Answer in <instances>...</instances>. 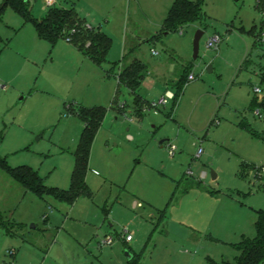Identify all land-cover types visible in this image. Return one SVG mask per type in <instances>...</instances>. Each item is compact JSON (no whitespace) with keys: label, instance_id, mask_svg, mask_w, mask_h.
<instances>
[{"label":"rangeland","instance_id":"374dc122","mask_svg":"<svg viewBox=\"0 0 264 264\" xmlns=\"http://www.w3.org/2000/svg\"><path fill=\"white\" fill-rule=\"evenodd\" d=\"M189 1L200 4L201 21L167 30L174 0H56L110 37L99 66L67 39L35 44L32 24L0 0V157L7 165L30 167L46 187L69 188L83 128L75 110H107L85 178L91 197L72 205L40 198L0 170V264L233 263V245L255 237L256 211L264 210V113L252 104L264 94V44L253 37L262 27L257 0ZM23 3L38 20L49 9L44 0ZM215 35L218 49H207ZM133 59L147 68L137 90L142 107L117 86L122 64ZM189 74L195 80L179 84ZM167 91L175 99L145 108ZM123 227L136 231L131 243L122 240ZM105 237L113 244L102 245Z\"/></svg>","mask_w":264,"mask_h":264},{"label":"trees","instance_id":"16d2710c","mask_svg":"<svg viewBox=\"0 0 264 264\" xmlns=\"http://www.w3.org/2000/svg\"><path fill=\"white\" fill-rule=\"evenodd\" d=\"M8 4L12 6L24 22L32 24L39 39L48 42L52 46L59 39H67L79 52L95 64L101 66L106 62L111 46L110 37L99 29L87 27L77 15L73 6L63 8L53 5L49 7L45 17L38 20L31 16L30 10L23 3V0H4V6ZM256 10L262 18L260 31L258 34L253 35L255 43L259 46L261 42L264 44L262 41L264 33V0H257ZM202 18L203 15L199 3L189 0H174L164 20V26L167 30H176L177 28L199 22ZM72 31L73 33H71ZM146 74V66L135 59L117 74V85L125 87L130 93L135 95ZM186 78H182L179 84H186ZM260 81L264 86V72L260 75ZM252 104L255 106L257 114L264 113V94L260 98H255ZM134 105L145 106L137 97L134 99ZM75 111L77 118L83 124V129L76 149L73 152L74 165L68 189L46 187L43 179L33 169L28 166L11 168L7 165L5 159L1 157L0 170L5 172L10 179L19 183L26 191L40 198L48 196L58 202L72 205L81 197H91L92 193L86 185L85 178L88 171L91 147L97 130L106 115V108L101 106L91 108L79 106ZM136 113L138 114V110ZM254 229V238L243 239L233 245L238 252L233 263L216 262L208 259L207 264L264 263V210L256 211Z\"/></svg>","mask_w":264,"mask_h":264},{"label":"built area","instance_id":"2783aa9c","mask_svg":"<svg viewBox=\"0 0 264 264\" xmlns=\"http://www.w3.org/2000/svg\"><path fill=\"white\" fill-rule=\"evenodd\" d=\"M44 3H45L46 6L51 7V6L55 5V0H44ZM262 41L264 43V33L262 35ZM220 42H221V38L219 36L215 35V36L211 37L207 41L206 48L207 49L217 50ZM152 54H156V53L155 52H152ZM194 80H195L194 75L189 74L187 76V78H186V84L189 83V82H192ZM254 92L256 94H259V93H261V90L259 88H255L254 89ZM173 99H175V95H173L171 93H166V95L163 96L161 99H159L157 102H151V103L147 104L145 108L146 109L148 108V110H157L159 106H165L167 104L168 100H173ZM175 151H176V148L174 146H169L168 147L167 152H168V155H169L170 158H173L174 157ZM200 153H201V149H198L197 157H199ZM188 174L191 176L192 175V172L191 171H188ZM206 176L207 175L204 172H202L200 174V178L201 179L205 178ZM122 234H123L122 235V238H123V240L126 243H128V242H130L132 240V235L130 233H128V231H127L126 228L123 229ZM112 241L113 240L111 238L106 237L104 239V241H103L102 244H104V245H110L112 243Z\"/></svg>","mask_w":264,"mask_h":264},{"label":"crops","instance_id":"0c3cea01","mask_svg":"<svg viewBox=\"0 0 264 264\" xmlns=\"http://www.w3.org/2000/svg\"><path fill=\"white\" fill-rule=\"evenodd\" d=\"M55 5H56V0H55ZM89 27H91V26H89ZM98 29L101 31V29H100V26H98ZM35 30V29H34ZM35 39V44H37L38 42H40V41H44V40H41V39H39L38 37H37V34H36V32H35V37H34ZM44 42H46V41H44ZM153 52V51H152ZM152 55H155V54H152ZM125 60V59H124ZM133 60H135V59H133ZM133 60H131L127 65H129L130 63H132L133 62ZM137 60V59H136ZM126 65V66H127ZM126 66H124L123 64H122V66H121V69L119 70V72L123 69V68H125ZM179 82H180V80H179ZM118 86V85H117ZM5 86L4 85H2L1 86V88L3 89ZM129 92V91H128ZM130 93V92H129ZM166 93H171L170 91H167ZM132 94V93H131ZM172 94V93H171ZM133 96H134V99H135V97H137V99L140 101V99L138 98V96H137V94H132ZM141 102V101H140ZM142 103V102H141ZM82 107H84V106H82ZM91 107H95V106H91ZM91 107H85V108H91ZM101 107H103V106H101ZM143 111V110H142ZM106 116H107V110H106V115H105V117H104V119L106 118ZM103 122H104V120H103ZM103 122H102V124H103ZM83 129V128H82ZM128 137V139L129 140H131L132 139V137L131 136H127ZM162 144V143H161ZM160 144V145H161ZM91 153V152H90ZM88 169H89V167H88ZM189 171V170H188ZM192 172V171H191ZM200 180V179H199ZM212 181H213V179H212ZM68 189V188H67ZM63 190H65V189H63ZM92 196V195H91ZM137 207H140L139 206V203H137V202H135V201H133L132 202V208L133 209H135V208H137ZM103 213L105 214V215H107V213H108V211L106 210V208H104L103 209ZM124 228H126L127 229V231H128V233H130L131 235H132V240L130 241V243L134 240V235H136V231H133V230H129V228H127V227H123L122 228V231H123V229ZM123 235V234H122ZM122 235H121V238H122ZM106 238V237H105ZM104 238V239H105ZM122 240H123V238H122ZM125 242V241H124ZM103 243V242H102ZM126 243V242H125ZM113 244V241H112V243L110 244V245H112ZM102 245H104V244H102ZM104 250H106V249H104ZM131 254V253H130ZM129 256H131V257H133V255H128L127 254V257L129 258ZM263 264V263H262Z\"/></svg>","mask_w":264,"mask_h":264},{"label":"water","instance_id":"95a60500","mask_svg":"<svg viewBox=\"0 0 264 264\" xmlns=\"http://www.w3.org/2000/svg\"><path fill=\"white\" fill-rule=\"evenodd\" d=\"M203 32L201 30H198L195 35H194V39H193V59L195 60L198 56V48H199V40L202 37ZM210 70V67L207 68V71ZM162 142H160L161 144ZM211 179L215 180L216 179V175L215 173L211 172ZM132 257L129 256V259H131Z\"/></svg>","mask_w":264,"mask_h":264}]
</instances>
